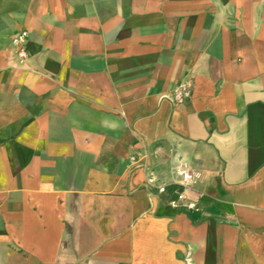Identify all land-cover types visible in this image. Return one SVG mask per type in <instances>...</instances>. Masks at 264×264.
Masks as SVG:
<instances>
[{
    "label": "crops",
    "instance_id": "1",
    "mask_svg": "<svg viewBox=\"0 0 264 264\" xmlns=\"http://www.w3.org/2000/svg\"><path fill=\"white\" fill-rule=\"evenodd\" d=\"M0 264H264V0H0Z\"/></svg>",
    "mask_w": 264,
    "mask_h": 264
},
{
    "label": "built area",
    "instance_id": "2",
    "mask_svg": "<svg viewBox=\"0 0 264 264\" xmlns=\"http://www.w3.org/2000/svg\"><path fill=\"white\" fill-rule=\"evenodd\" d=\"M26 37H27L26 32L21 31L12 38V43L16 47V55L21 61L25 60L28 56ZM190 94H191V89L189 83L183 82L177 85V87H175L173 92L168 96V99H170V101H172L173 103L181 104L190 97ZM163 96L167 97L166 95ZM180 176H181V185H180L181 190L178 192L176 199L171 202L173 206H177L178 203H182L186 200L185 191L186 188L188 187L189 182L191 181V175L187 170H181ZM187 205H191V204L188 203Z\"/></svg>",
    "mask_w": 264,
    "mask_h": 264
}]
</instances>
